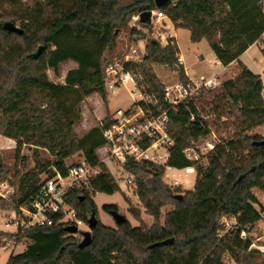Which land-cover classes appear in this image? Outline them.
<instances>
[{
  "label": "trees",
  "instance_id": "16d2710c",
  "mask_svg": "<svg viewBox=\"0 0 264 264\" xmlns=\"http://www.w3.org/2000/svg\"><path fill=\"white\" fill-rule=\"evenodd\" d=\"M0 2L11 3V8L0 14V134L17 142V154L27 144L49 152L55 159L45 164L37 162L34 170L24 174L16 171L14 185L24 191L18 199L12 197L2 206L26 202L42 173L52 174V166L66 173V160L83 152L85 160L99 165L102 171L92 182V192H75L72 203L84 214H97L91 195L114 194L119 187L98 158L97 149L105 145L99 129L95 127L79 138L66 101L69 92L78 95L77 101L98 94L109 109L105 87L109 61L100 60L101 50L77 43L63 46L59 40L92 35L102 44L111 45L115 38L113 29L124 25L128 14L155 9V0H44L35 9L18 0ZM157 9L172 21H181L180 26L190 31L193 43L205 39L223 66L240 64L238 75L222 84L226 95L222 103L229 110L238 111L248 128L263 125L261 77L239 58L264 30V0H169ZM5 17L23 32L4 29ZM40 45L45 49L34 58ZM145 50L146 56L138 65L127 67L137 69L163 108L168 109L164 85L153 65H175L178 50L170 44L161 47L152 39H148ZM68 61L78 67L67 72L65 83L49 81L47 71L52 69L58 75L60 64ZM179 74L183 82L188 81L183 66L179 67ZM191 114H195L194 120ZM198 114L194 101L170 111L169 133L174 145L168 166L182 169L195 165L185 158L183 150L209 133ZM260 140L264 137L254 135L215 145L206 155L207 166L197 167L194 189L184 191L182 199L176 197L182 194L180 187L171 188L164 183L165 166L129 159L125 168L136 176L137 195L154 219L150 227L132 226L128 220L116 227L98 221L86 247L80 246L82 239L69 233L66 224L34 227L18 234L31 244L11 254L7 264H225L226 254L239 264L241 255L252 245L250 238H241V232L250 233L262 219L258 207L264 213L253 193L254 189L264 192V145L255 143ZM244 156L245 162L237 164ZM6 172L0 159V179ZM169 204L174 209L162 223V209ZM103 209L110 213L116 206L104 205ZM130 212L140 219L138 211ZM223 216L236 218L237 224L221 236L224 228L219 220ZM0 236L13 237L4 231H0ZM169 238H174L172 244L151 247Z\"/></svg>",
  "mask_w": 264,
  "mask_h": 264
},
{
  "label": "rangeland",
  "instance_id": "374dc122",
  "mask_svg": "<svg viewBox=\"0 0 264 264\" xmlns=\"http://www.w3.org/2000/svg\"><path fill=\"white\" fill-rule=\"evenodd\" d=\"M43 1L44 0H26L23 3H26L32 9H35L36 5L42 3ZM64 4L67 6V3L64 2ZM10 8V2H0V14H2V12H7V10ZM157 8L158 7L155 9ZM138 15L139 13L137 12L128 14L125 19L126 23L121 27H116L115 30L113 29L115 38L111 45L102 44L101 39L95 38L92 35H82L81 37H76L75 35L70 37L65 36L59 41L63 46L77 43L85 45L86 47L95 51L101 50L102 54L100 56V60H106L109 61V63H112L115 59H121L124 54L130 53L133 48L137 50L140 58L145 57V49L148 39H152L160 44L161 47H165L169 45L167 35L173 34L175 35V40L177 42L175 47L179 53L182 54L185 63L182 65L178 64V62L175 65H153V71L158 76L164 87L167 84L174 83L175 81H182L179 74L180 66L184 67L185 73L186 66L188 68V72L191 74L194 80H200L202 76L208 79L216 74L222 84L225 81L230 80V78H235L240 72V64L234 63L228 68V70L224 71L223 74H219L218 72L222 70L223 66L222 64L215 62V55L208 42L203 39L198 43H193L190 39V31L180 26L181 21L174 22L170 18L160 20L155 19L152 20L150 24H147L148 27H146L143 23L139 22ZM6 19L9 21L8 18ZM135 32L145 34L146 37H143L142 35H139ZM260 58V52L255 46H252L245 52V54H243L241 60L253 73L258 74L264 67V64H260L258 62ZM204 66H210L215 73L210 70H204ZM77 67V63L72 61L62 63L59 66V74L57 75L52 69H49L47 71V78L49 81L55 84L62 85L65 83L67 72ZM222 84L215 89L204 92L203 95L197 98L195 101L198 108V113L206 118V120L203 118L201 121L206 122L205 124H207L209 130V133L205 138H201L198 142H195L196 146L200 148L199 152H201V159L194 166L195 171L193 173L186 174L184 170H170V172L174 174L175 177H177L181 182V184L176 187L181 188L182 196L184 191L194 189L197 178V167L200 166L205 168L207 166L206 155L211 151V149H209V144H213L215 146L217 144H223L231 140L242 139L246 136L258 135L260 137H264V124L254 128H248L238 111H231L223 105L222 99L225 98L226 95L223 92ZM129 88L130 85H126L116 93H110L107 91L109 109H106L101 97L98 94L91 96V99L88 97L83 98L81 101H77L78 95H76L75 92L67 93L68 97L66 106L68 108V115L70 118L75 120V132L77 136L79 138H83L91 129L97 127L99 119L96 115L104 117L107 115V113L112 112L113 110L115 111L118 108L128 107L131 103V98L128 93ZM262 94L264 95V88ZM97 135L101 138L99 134ZM97 154L99 160L104 163L107 168L112 167L113 170V166L116 164L115 162L106 160V147H102V149L99 150ZM246 158L247 157L244 156L237 161V164H242L245 162ZM0 159L3 162L5 170L7 171L0 181L7 182L10 187L15 189L16 198H19L24 191L14 185L13 176L16 171H20L22 174H24L30 170H34L37 162L45 164L47 161H55L54 157L49 152L27 144L24 145L19 154H17V142L14 139L5 137L1 134ZM84 159L85 156L83 152H79L68 158L66 160V164H78ZM167 172L168 169H165L162 179L165 184L170 186L171 181L166 175ZM45 173L46 172L40 175V180L45 176ZM133 177L136 180V176L133 175ZM253 193L261 206L264 208V204L262 203L264 192L254 189ZM91 198L97 205L98 213L96 214V217L98 221L107 226L116 227L117 224L113 216L110 213L104 211V205L116 206V210L125 215L132 226L144 224L146 227H150L154 222V219L146 212V209L140 201L137 195V188L123 186L119 187V191L114 194L97 192L92 194ZM11 199L12 197L8 199L0 197V231L7 230L4 225L6 219V212L4 210L5 208H8V206H11L10 204L3 207L2 204L4 201H11ZM131 209H134L140 213L139 220L131 214ZM173 209L174 206L172 204H169L162 209L160 220L162 223L164 222L165 215ZM87 230H89L87 225L80 226L81 232ZM225 231L226 230L224 228L220 235H223ZM246 235L251 239L252 245L248 252L241 255L239 264H264V215L262 219L255 224L253 230L250 233L246 232ZM78 238L81 239L82 237L78 236ZM22 249L21 251L24 250ZM10 254L11 253L9 251L0 252V264H7ZM224 263L237 264L229 254L224 256Z\"/></svg>",
  "mask_w": 264,
  "mask_h": 264
},
{
  "label": "built area",
  "instance_id": "2783aa9c",
  "mask_svg": "<svg viewBox=\"0 0 264 264\" xmlns=\"http://www.w3.org/2000/svg\"><path fill=\"white\" fill-rule=\"evenodd\" d=\"M25 1L22 0V2ZM151 12V22L155 19H169L167 14L158 9H153ZM167 40L170 45L177 44L173 34H168ZM252 46H255L261 54L258 62L264 64V30L250 47ZM139 56L137 50L133 48L121 59H115L108 64L105 77L106 90L116 93L123 86L130 85L128 93L131 103L126 108H118L100 118L97 128L105 141L106 160L116 164L113 166L114 171L112 167L108 169L118 187L137 188L133 175L125 168L127 160L132 159L140 163L165 166V169H168L166 175L171 181L170 187L174 188L181 182L170 170H184L186 174L193 173L194 166L201 159V152H199L200 148L193 143L186 147L183 153L185 158L195 165L182 169L167 165L171 147L174 145V140L169 133L170 111H176L178 105L187 101L195 102L204 92L221 86L222 82L214 75L208 79L202 76L200 80L189 79L187 82L175 81L167 84L163 94L169 108L165 109L150 91L137 69L127 67V65H138L144 59ZM176 58L178 64L185 63L179 51L176 53ZM259 75L264 88V67ZM262 96L264 100V95ZM194 116L191 114V120L195 119ZM198 117L206 120L200 113ZM209 147L212 150L215 146L209 144ZM49 170L52 174L45 173L37 184V188L29 193L26 202H13L11 206L5 208L4 225L7 230L4 232L13 237L0 236V252L9 251L11 254H16L21 252L22 248L26 249L31 241L20 238L18 234L34 227L58 224L75 226L77 227L75 235L83 238L84 231H80V226L89 227L88 220L91 215L84 214L76 208L72 203V196L75 192L81 194L87 190L92 192V182L102 169L99 165H92L84 159L81 163L67 165L66 173H62L54 166ZM15 192V189L7 182L0 181V197L5 199L15 197ZM262 203L264 204V198ZM258 213L264 215L260 207H258ZM219 222L225 228V233L233 230L237 224L236 218L227 216L221 217ZM246 237V231L242 230L241 238L246 239Z\"/></svg>",
  "mask_w": 264,
  "mask_h": 264
},
{
  "label": "water",
  "instance_id": "95a60500",
  "mask_svg": "<svg viewBox=\"0 0 264 264\" xmlns=\"http://www.w3.org/2000/svg\"><path fill=\"white\" fill-rule=\"evenodd\" d=\"M168 2H169V0H155V6L160 8V7L165 6ZM151 13H152L151 10H144L141 13H139V15H138L139 16V22L143 23V24H150L151 23ZM3 27L8 32H16L18 34H21L23 32V29L20 28L15 23H13L12 21L5 22ZM44 49H45V46L40 45L38 47L37 51L33 55L34 58H37L43 52ZM255 143L258 145H264V140L256 141ZM176 197L178 199H182V194H178ZM110 214L113 216L116 224H121V223H124L128 220L125 215L121 214L117 210H111ZM97 223H98V219L96 217V214L92 213L89 220H88L89 230L83 232V238H82L81 243H80L81 247H86L91 243V241H92V229L97 225ZM67 230L71 234L77 233V227H75V226H69ZM173 242H174V238H169L167 240L158 242V243L152 245L151 247H153V246H164V245L172 244Z\"/></svg>",
  "mask_w": 264,
  "mask_h": 264
},
{
  "label": "crops",
  "instance_id": "0c3cea01",
  "mask_svg": "<svg viewBox=\"0 0 264 264\" xmlns=\"http://www.w3.org/2000/svg\"><path fill=\"white\" fill-rule=\"evenodd\" d=\"M243 54H245V53H243ZM243 54L240 56V58H239V60L246 66V64L241 60V58H242V56H243ZM73 62V61H72ZM215 62L216 63H220L218 60H217V58L215 57ZM234 63H238V62H233V63H231L230 65H228V66H223V68H222V70H220L218 73L219 74H223V72L224 71H226V70H228V68L232 65V64H234ZM221 64V63H220ZM248 69H249V67L248 66H246ZM185 68H186V75H187V77L189 78V79H194L192 76H191V74L188 72V68L185 66ZM204 68V70H207V71H212V72H214L213 71V69H211V67L210 66H204L203 67ZM250 70V69H249ZM215 73V72H214ZM255 74V73H254ZM260 73H258V75H259ZM216 75V74H215ZM231 79V78H230ZM90 99L92 98V97H89ZM97 116V118L98 119H100V118H102V116H98V115H96ZM102 149V146L101 147H99L98 149H97V152L99 151V150H101Z\"/></svg>",
  "mask_w": 264,
  "mask_h": 264
}]
</instances>
